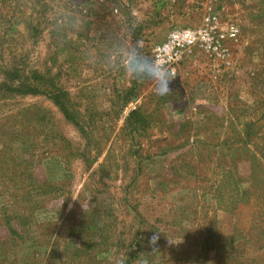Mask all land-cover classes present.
Wrapping results in <instances>:
<instances>
[{
  "label": "rangeland",
  "instance_id": "374dc122",
  "mask_svg": "<svg viewBox=\"0 0 264 264\" xmlns=\"http://www.w3.org/2000/svg\"><path fill=\"white\" fill-rule=\"evenodd\" d=\"M208 8L238 29L229 66L195 46L166 95L125 72ZM13 65L55 76L86 133L0 94V264H264V0H0ZM136 109L146 133L124 127Z\"/></svg>",
  "mask_w": 264,
  "mask_h": 264
},
{
  "label": "trees",
  "instance_id": "16d2710c",
  "mask_svg": "<svg viewBox=\"0 0 264 264\" xmlns=\"http://www.w3.org/2000/svg\"><path fill=\"white\" fill-rule=\"evenodd\" d=\"M0 72L5 77V80L0 83V94L2 96L41 95L46 97L66 122L76 127L79 132L81 131V134L86 133L84 129L86 123L80 120V112L72 102L70 94L60 86L55 76L50 72L30 71L29 73L25 71L24 73V70L16 65L8 68L3 67ZM128 93H130V90L126 92V94ZM124 127L131 134L146 133L148 121L139 109L131 110L125 118ZM251 135L250 131L245 132L247 138H250ZM6 226L12 233L8 222ZM130 255L131 257L124 264H130L131 259L134 257L133 252Z\"/></svg>",
  "mask_w": 264,
  "mask_h": 264
},
{
  "label": "built area",
  "instance_id": "2783aa9c",
  "mask_svg": "<svg viewBox=\"0 0 264 264\" xmlns=\"http://www.w3.org/2000/svg\"><path fill=\"white\" fill-rule=\"evenodd\" d=\"M220 19L216 12L208 8L202 17L201 25L196 28H181L171 31L166 40L154 48V55L160 63H167L173 76L176 66L185 52L197 46L210 58L213 68L230 65L228 42H234L238 29L234 24L220 28Z\"/></svg>",
  "mask_w": 264,
  "mask_h": 264
},
{
  "label": "clouds",
  "instance_id": "9594fccd",
  "mask_svg": "<svg viewBox=\"0 0 264 264\" xmlns=\"http://www.w3.org/2000/svg\"><path fill=\"white\" fill-rule=\"evenodd\" d=\"M140 42L127 49V55L124 57V70L130 74V78L142 84H148L152 87L154 94L166 95L165 82L174 79L173 73L167 63H160L155 56L146 54L140 49ZM159 240L157 231L149 238V245H155ZM146 264V262H144Z\"/></svg>",
  "mask_w": 264,
  "mask_h": 264
}]
</instances>
